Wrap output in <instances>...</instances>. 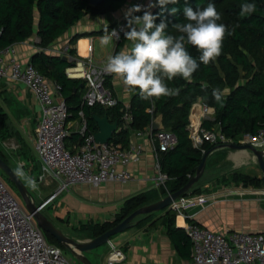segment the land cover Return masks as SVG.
<instances>
[{
	"label": "trees",
	"instance_id": "obj_1",
	"mask_svg": "<svg viewBox=\"0 0 264 264\" xmlns=\"http://www.w3.org/2000/svg\"><path fill=\"white\" fill-rule=\"evenodd\" d=\"M125 2L126 0H102L93 6L89 0H0V51L29 38L34 32L35 25L40 39L39 44L42 47L47 46L84 19L85 15L89 14L91 19L100 14L117 11ZM208 3H213L221 14L218 23H224L229 29L235 28L233 35L225 37L221 55L204 65L198 59L200 52L194 46L186 45L189 53L200 65L193 73L191 82L180 76L166 81L170 88H178L179 94L160 99L145 100L140 97L139 89L131 91L129 111L132 121L127 127L123 126L121 118L125 111L124 103L118 101L112 107L82 104L80 91L84 89V80L70 78L65 72L67 67L75 64L74 60H63L60 56L49 57L41 53L35 54L30 62L47 79L60 84L61 96L70 113L68 119L78 117L79 110H82L88 133L97 131L93 114L107 115L111 122H117L118 130L110 140L113 144L127 147L129 137L134 130L147 127L156 115L162 114L164 129L173 133L176 139L173 147L160 153L161 169L169 176L166 188H160L162 194L182 187L194 175L202 155L215 147L204 142L202 147L196 148L188 135L186 126L189 110L196 100L200 99L214 108L213 119L203 120L202 126L207 129L218 127L233 141L247 134H255L260 128H264V0H178L174 5H165L163 9L157 5L150 11L154 15L158 14L156 23H159L161 18L168 23L167 34L178 36L180 33L172 25L187 22L183 15L184 7L190 6L193 10L197 7L203 9ZM243 3H255L256 11L249 16L241 17L240 5ZM173 7L178 9L174 15L170 14V9ZM35 13L38 15L37 22ZM133 15L141 16L143 12H135ZM123 22L126 27V17ZM111 28L107 26L96 33H108ZM85 35L88 34H74L69 39V44H74L77 39ZM125 41L123 33L117 41L115 54ZM68 54L76 56L75 49L69 47ZM110 79L111 75L107 76L105 84L111 89ZM214 89L222 93V103L214 98ZM6 119L5 113L0 108L1 137H7V133H4ZM73 137L74 140L81 141L78 133L73 134ZM201 149L205 150L204 153ZM2 156L1 153L0 158L5 161ZM238 177L246 185L259 187L263 184V181L256 177L241 174ZM189 192L198 191L192 186ZM146 202V194L129 198L123 203L120 213L113 221L90 226L93 235L103 233ZM164 214L168 216L166 221L168 237L179 251L188 252L190 256L192 243L185 230L176 228L174 223L176 212L166 209ZM186 221L192 223L190 219ZM44 234L50 243L63 248L53 236Z\"/></svg>",
	"mask_w": 264,
	"mask_h": 264
},
{
	"label": "built area",
	"instance_id": "obj_2",
	"mask_svg": "<svg viewBox=\"0 0 264 264\" xmlns=\"http://www.w3.org/2000/svg\"><path fill=\"white\" fill-rule=\"evenodd\" d=\"M148 3L149 0H137L136 5L143 8ZM113 29L118 33V38L113 39L119 41L126 31L125 23L119 22ZM92 49V44L88 43V52ZM7 52L8 48L0 51V78L23 84L33 93L40 107L34 139V149L40 160V174L36 182L47 178L58 181L56 189L39 204V210L74 184L97 186L109 181L125 183L133 180L134 175L127 166L138 162L143 153V146L137 137L148 138L153 158V187L166 188L169 176L161 169L160 153L174 146L176 139L173 133L165 129L152 131L148 125L132 132L127 147L113 144L110 140L97 143L94 133L87 132L83 112L79 110L78 114L82 118L79 128L81 141L77 148L71 150L66 146V139L70 135V113L61 96L60 84L47 79L30 62L22 64L12 56L5 58ZM107 63L96 64L90 56H85L75 58V64L66 68L68 77L84 80L82 104L112 107L118 103V99L105 84L107 76L112 75L106 71ZM124 107L121 118L123 126L127 127L132 121V115L129 105ZM213 113L214 108L200 99L191 105L186 128L194 147L200 148L204 142L215 146L234 143L219 128L207 129L202 126L203 120L209 119ZM239 143L250 144L264 155V128L255 134L245 135ZM201 150L204 153L205 150ZM207 201L208 196L204 194L188 192L172 201L168 209L186 220L192 216L188 210L203 206ZM183 229L192 243L190 256L183 264H264V231H212L189 222L184 224ZM108 243L110 250L106 264H126L124 252L110 240ZM0 264H72L62 254L61 247L47 240L32 213L18 203L1 179Z\"/></svg>",
	"mask_w": 264,
	"mask_h": 264
},
{
	"label": "crops",
	"instance_id": "obj_3",
	"mask_svg": "<svg viewBox=\"0 0 264 264\" xmlns=\"http://www.w3.org/2000/svg\"><path fill=\"white\" fill-rule=\"evenodd\" d=\"M135 2V0H126L121 8L111 12L114 13L111 15L112 19L111 16H107V13L91 19L84 18L70 27L64 35L44 47L39 44L40 39L36 33L37 25H35L34 32L29 38L6 47L9 52L5 53L4 57L9 58L12 56L22 64L31 62L35 54L41 53L49 57L60 56L62 58L65 55L66 60L69 61H75V58L85 56H90L93 60L94 48L91 52H87V44H92L94 36H99L101 39L103 35L107 34L96 32L112 24L115 21L114 18H117L118 15L125 17V13L135 5ZM37 19L38 15L35 13L36 22ZM126 30H128L127 27ZM77 33L88 35L80 37L74 44L70 45L69 39ZM113 42L107 60L105 62L103 60H93L96 64H106L108 58L115 55L117 42L115 40ZM132 46V42L126 39L117 53L124 50L130 51ZM69 47L75 49L77 57L68 54ZM110 82L113 95L124 105H129L132 92L126 89L122 80L115 74L111 75ZM84 91L85 88L80 91L81 100ZM0 108L7 118L4 133H7L6 138L9 139L4 143L16 150L14 160L21 168L23 178L16 171L14 172L25 186V181L30 184L29 179H31L35 183L45 184V187H57L58 181L51 178L36 182L40 174V160L34 149V139L35 128L40 118V107L33 93L19 82L0 78ZM209 119H213V114ZM81 124L82 118L80 116L69 119L70 135L66 144L71 150L77 148L80 143L79 140H74L73 134L78 133L80 136L79 128ZM136 139L142 144L143 153L138 162L130 163L127 166L134 175V179L125 183L109 181L97 186L85 183L70 186L66 190V194L56 202L57 206L53 214L51 216L47 215L56 227L71 237L88 240L95 237L90 226L113 221L120 213L123 203L129 198L157 190L154 198L148 200L146 197V204H148L166 194H162L159 188L153 187V158L148 145V138L143 136ZM240 139L234 141V143L241 144L239 143ZM240 174L258 179L262 177L256 157L250 150L219 148L208 155L204 171L199 180L193 185V189L198 192L192 193L204 194L208 196V201L203 206L188 210V213L192 215L189 218L192 223L207 227L212 231L224 229L246 232L264 231V183L259 187L246 185L242 179H239ZM42 185H40V189L42 188V191H44ZM52 192H49L44 198L46 199ZM57 197L59 196L54 197L45 206L55 201ZM40 202L35 204L39 205ZM167 219L168 216L164 212H152L138 215L133 220L131 226L133 228L121 236L120 245L118 246L125 254L126 264H183L188 260L189 253L179 251L174 242L168 237L166 232ZM187 222L181 215L175 216L176 228L184 230L183 226ZM63 224L68 226L72 224L78 226V229L86 231L82 233L83 236H79L68 231V229L63 230L61 226ZM92 251L96 257L100 256L99 252Z\"/></svg>",
	"mask_w": 264,
	"mask_h": 264
},
{
	"label": "clouds",
	"instance_id": "obj_4",
	"mask_svg": "<svg viewBox=\"0 0 264 264\" xmlns=\"http://www.w3.org/2000/svg\"><path fill=\"white\" fill-rule=\"evenodd\" d=\"M178 0H149L145 7L133 5L125 13L127 31L125 39L132 42L129 50L120 51L108 58L106 71L118 76L126 89L135 91L139 89L142 99H160L179 94L178 88H170L166 81L180 76L191 82L193 73L199 68V63L188 51L186 45L194 46L200 52L199 62L204 65L214 61L221 55L223 41L226 36L235 33V28L229 29L221 20V14L216 10L213 3H208L203 9L193 10L185 6L183 15L186 23L172 25L180 35L174 36L166 33L168 23L161 18L156 23L157 15L150 9L159 5L162 9L165 5L176 4ZM143 12V15H133L135 12ZM178 11L173 7L170 14ZM256 11L255 3H243L240 5L239 15L249 16ZM107 32V30H106ZM118 38V33L113 29L100 39L101 45H108ZM214 98L222 103V93L218 89L213 90ZM18 174L23 175L22 172ZM33 188L35 181L29 179Z\"/></svg>",
	"mask_w": 264,
	"mask_h": 264
},
{
	"label": "water",
	"instance_id": "obj_5",
	"mask_svg": "<svg viewBox=\"0 0 264 264\" xmlns=\"http://www.w3.org/2000/svg\"><path fill=\"white\" fill-rule=\"evenodd\" d=\"M102 0H89V3L93 6L99 4ZM85 19L89 18V14L85 15ZM66 56L63 55L62 59L66 60ZM93 120L97 124V131L94 132V139L97 143H107L111 140L114 132H116L118 128L117 122H111L107 115L99 116L96 114L92 115ZM149 128L152 131H156L159 129H164V125L162 123V114L156 115L150 122ZM219 148H233V149H248L250 150L254 156L256 157V161L259 169L262 172L261 180L264 183V155L261 150L254 148L250 144H237V143H226L220 144L207 150L201 158L200 163L198 164L195 173L191 176L188 181L179 189L173 192H167L164 196L159 198L156 201L145 204L134 211H132L128 216L124 219L113 225L111 228L107 229L103 233L90 238L88 240H81L65 234L60 228L56 227L52 220L41 210L38 209L39 205H36L32 196L30 195L28 189L19 178V176L14 172V170L2 159L0 158V169L7 175L8 179L13 182L18 189L20 196L24 202V208L32 213L33 218L36 224L42 229L44 233H48L53 236L56 241L61 244L65 249L69 250L81 263L84 264H92L88 259L83 255L84 252L90 251L103 243H106L110 240V237L114 234L120 233L125 229L132 226L133 220L141 214H149L152 212L159 211L163 208H167L172 201L177 199L178 197L185 195L189 192L192 186L199 180L202 175L205 165L206 159L208 155Z\"/></svg>",
	"mask_w": 264,
	"mask_h": 264
},
{
	"label": "rangeland",
	"instance_id": "obj_6",
	"mask_svg": "<svg viewBox=\"0 0 264 264\" xmlns=\"http://www.w3.org/2000/svg\"><path fill=\"white\" fill-rule=\"evenodd\" d=\"M137 2V0H135ZM136 2H135V5H136ZM153 3H155V1H153ZM151 10V9H150ZM114 12V11H113ZM111 13V12H110ZM107 13V16H111L112 14L114 13ZM106 14V13H105ZM111 19L113 18L112 16L110 17ZM114 22L108 26L110 27H115L119 22H122L124 21V17H120V15H118V17L114 18ZM114 25V26H113ZM111 28V30L113 29ZM110 30V31H111ZM114 41V39H113ZM111 42L109 43L108 45H101L100 43V37L99 36H94L93 38V42H92V46L94 48L93 50V60H103V62H105L107 60V57H108V54L110 53L111 51V48H112V45L114 42ZM117 42V41H116ZM9 138H6V137H1L0 136V155L1 153L3 154L2 157H4L5 159V162L12 168L14 169V171H16V173L18 174V172H21L20 169L16 163V161L14 160L16 158L15 154L17 153L16 150H14L13 148H11L10 146H7L4 142L6 140H8ZM20 175V174H18ZM22 178L23 176L20 175ZM0 179L2 180V182L5 184V186L8 188V190L12 193V195L15 197V199L18 201V203L24 207V202L20 196V193L18 191V189L16 188L15 184L13 182H11L7 175L0 169ZM25 181V180H24ZM26 183V187L30 193V195L34 198L35 200V203L38 204V202H43L44 201V197L51 191H54L56 189L55 186H48V187H45V184L43 183H35L36 184V187L38 188H33L31 186V184H28L27 181H25ZM43 184V185H42ZM40 185L43 186V190L42 191V188L40 189ZM41 186V187H42ZM43 192V193H41ZM66 190L60 192L58 194L59 197H57V199L51 203H49L47 206L43 207L42 208V213L46 214V215H49L51 216V214H53L54 212V209L55 207L57 206L56 205V202H58L61 198V196L63 197L66 193ZM156 193H157V190H153L152 192L146 194V197L149 199L151 198H154L156 196ZM63 194V195H62ZM43 198V199H42ZM40 202V203H41ZM167 208H163L159 211H156L155 213H162L164 212V210H166ZM48 216V217H49ZM62 226V229L63 230H67L74 233V234H77L79 236H83L82 233H84V231L86 230H81V229H78V226H74L72 224H70L69 226L68 225H61ZM133 227H129L127 229H125L124 231L120 232V233H117V234H114L110 237V241L115 245V246H119V242H120V239H121V236L125 235L127 233V231L131 230ZM108 248V249H107ZM62 249V254L67 258V259H70L71 260V263L72 264H84V263H81L69 250L65 249L64 247L61 248ZM92 250H95V252L97 251V253L99 252L100 253V256L96 257V255H94L92 252ZM90 251H87V252H84L83 254L86 255V257L88 259H90L92 261L93 264H106V256L108 254L107 250L109 251L110 250V247H109V243L106 242V243H103L102 245L92 249ZM92 251V252H91ZM84 255V256H85ZM85 257V258H86ZM86 258V259H87ZM90 261V262H91Z\"/></svg>",
	"mask_w": 264,
	"mask_h": 264
},
{
	"label": "bare ground",
	"instance_id": "obj_7",
	"mask_svg": "<svg viewBox=\"0 0 264 264\" xmlns=\"http://www.w3.org/2000/svg\"><path fill=\"white\" fill-rule=\"evenodd\" d=\"M87 48V47H86ZM87 52H88V50H87Z\"/></svg>",
	"mask_w": 264,
	"mask_h": 264
}]
</instances>
